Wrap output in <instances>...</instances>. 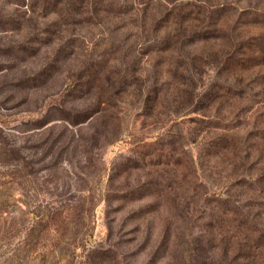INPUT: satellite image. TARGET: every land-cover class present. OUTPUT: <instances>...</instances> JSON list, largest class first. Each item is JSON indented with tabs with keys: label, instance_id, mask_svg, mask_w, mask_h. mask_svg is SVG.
Here are the masks:
<instances>
[{
	"label": "rangeland",
	"instance_id": "1",
	"mask_svg": "<svg viewBox=\"0 0 264 264\" xmlns=\"http://www.w3.org/2000/svg\"><path fill=\"white\" fill-rule=\"evenodd\" d=\"M85 3L0 0V264H264V16Z\"/></svg>",
	"mask_w": 264,
	"mask_h": 264
},
{
	"label": "trees",
	"instance_id": "2",
	"mask_svg": "<svg viewBox=\"0 0 264 264\" xmlns=\"http://www.w3.org/2000/svg\"><path fill=\"white\" fill-rule=\"evenodd\" d=\"M127 1V0H126ZM126 1H121V0H94V1H92V0H86V3L84 4V6L86 7V8H89V7H91V4H92V2H93V6L95 7V9L98 7V6H100L101 5V7H102V10L103 11H108V9H110V8H115V9H117V8H123V7H126ZM248 4H249V7L248 8H251V10L249 11H247V14L248 15H251V16H258V17H261V16H264V9L262 8V9H259L258 8V6H256V5H250V1L249 0H245ZM89 2H90V4H89ZM237 2H239V0H237ZM226 5H228V2H223V3H218V4H214V6H215V10L214 9H212L214 12H216V10H218V11H220L221 13L223 12V10L227 7ZM93 7V8H94ZM238 14L240 15V14H243V12H241V10L238 12ZM264 18V17H263ZM210 22H212L211 20H210ZM215 22H216V20H215ZM209 26H208V28H211L210 27V23L208 24ZM204 32V31H203ZM203 32H200V33H203ZM206 32V31H205ZM203 36H205V35H203ZM90 73H91V71H89ZM89 73V74H90ZM108 75V77H112V75L111 74H107ZM256 78H258V76H256ZM126 80V79H125ZM126 83V82H125ZM87 84V83H86ZM124 90V89H123Z\"/></svg>",
	"mask_w": 264,
	"mask_h": 264
}]
</instances>
